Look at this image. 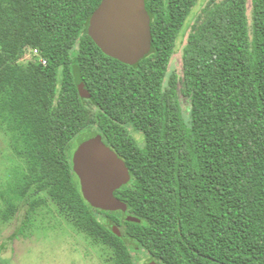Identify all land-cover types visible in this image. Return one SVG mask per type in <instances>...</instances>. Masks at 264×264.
Wrapping results in <instances>:
<instances>
[{
  "label": "trees",
  "instance_id": "1",
  "mask_svg": "<svg viewBox=\"0 0 264 264\" xmlns=\"http://www.w3.org/2000/svg\"><path fill=\"white\" fill-rule=\"evenodd\" d=\"M102 1L0 0V129L22 163L3 219L27 207L23 234L45 193L113 264H142V251L158 264H264V0L251 19L249 0H209L168 86L201 0H146L152 47L132 64L88 34ZM91 132L130 170L121 209L83 196L73 157Z\"/></svg>",
  "mask_w": 264,
  "mask_h": 264
},
{
  "label": "rangeland",
  "instance_id": "2",
  "mask_svg": "<svg viewBox=\"0 0 264 264\" xmlns=\"http://www.w3.org/2000/svg\"><path fill=\"white\" fill-rule=\"evenodd\" d=\"M208 1L201 0L188 20L172 57L165 86H168L172 75H183V49L194 21ZM251 11L249 0L250 19ZM182 102L184 116L189 121L190 102L183 97ZM130 133L143 143L141 132L130 128ZM18 164L22 165L21 160L15 154L9 137L0 129V264H113L109 252L80 233L66 212L45 193L37 195L42 203L35 212L30 213L31 220L28 227H24L23 234L19 231L23 227L27 207H22L11 220L3 219L2 214L11 200L12 172ZM146 255L144 251L136 254L142 264L146 262Z\"/></svg>",
  "mask_w": 264,
  "mask_h": 264
},
{
  "label": "water",
  "instance_id": "3",
  "mask_svg": "<svg viewBox=\"0 0 264 264\" xmlns=\"http://www.w3.org/2000/svg\"><path fill=\"white\" fill-rule=\"evenodd\" d=\"M87 29L104 54L123 63H136L152 47V21L146 0H103ZM79 90L82 95H89L83 83ZM73 164L83 196L92 207L105 211L123 207L115 192L130 182L131 173L100 133L91 132L80 138ZM129 220L140 222L134 217ZM113 230L119 234L118 227ZM145 264L158 263L147 259Z\"/></svg>",
  "mask_w": 264,
  "mask_h": 264
},
{
  "label": "built area",
  "instance_id": "4",
  "mask_svg": "<svg viewBox=\"0 0 264 264\" xmlns=\"http://www.w3.org/2000/svg\"><path fill=\"white\" fill-rule=\"evenodd\" d=\"M32 55H34V56H38L39 55V52H38V50H34V52H33V54ZM31 56L30 55H28L26 58H30ZM42 62H43V64H46V61L45 60H41Z\"/></svg>",
  "mask_w": 264,
  "mask_h": 264
},
{
  "label": "flooded vegetation",
  "instance_id": "5",
  "mask_svg": "<svg viewBox=\"0 0 264 264\" xmlns=\"http://www.w3.org/2000/svg\"><path fill=\"white\" fill-rule=\"evenodd\" d=\"M78 148V147H77Z\"/></svg>",
  "mask_w": 264,
  "mask_h": 264
}]
</instances>
